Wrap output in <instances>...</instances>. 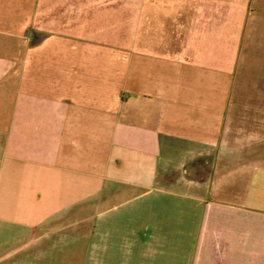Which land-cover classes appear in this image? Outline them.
Listing matches in <instances>:
<instances>
[{
    "label": "crops",
    "instance_id": "0c3cea01",
    "mask_svg": "<svg viewBox=\"0 0 264 264\" xmlns=\"http://www.w3.org/2000/svg\"><path fill=\"white\" fill-rule=\"evenodd\" d=\"M109 1L0 0V264H264V0Z\"/></svg>",
    "mask_w": 264,
    "mask_h": 264
},
{
    "label": "rangeland",
    "instance_id": "374dc122",
    "mask_svg": "<svg viewBox=\"0 0 264 264\" xmlns=\"http://www.w3.org/2000/svg\"><path fill=\"white\" fill-rule=\"evenodd\" d=\"M169 1V0H168ZM183 0H174V1H169L168 6H173L175 5H180ZM110 5L114 7L116 10L114 11V14L109 16L110 19L114 20L113 23V30L115 33V38L119 40L123 39H131L132 42H135L137 44V40L139 38L140 34V28L141 24L142 25V31L145 35V31L148 30L150 31L152 36L155 34V30H158V33L161 36H164L166 34V37H169L172 27L175 25L171 24V21L169 20L168 17L170 16H164L161 14H155V8L158 6H161L160 2H157L156 0H110ZM172 2V3H171ZM185 2V0H184ZM213 2V1H212ZM214 4V3H213ZM212 4V5H213ZM246 5V3L244 2ZM249 5V3H248ZM232 9L235 7L233 5ZM238 3L237 6L238 7ZM127 9L129 10L128 13L125 12V15L123 14V10ZM143 8V9H142ZM246 9L245 7H243ZM147 10V15L145 13H141V11ZM235 13L233 10L229 12L228 14V23H233V20L235 18ZM238 13V12H237ZM239 14H237L238 16ZM187 16L181 15L180 18H184L185 24H187ZM213 17V15L211 16ZM243 17V18H242ZM239 16V18L243 21L245 19V15ZM143 21V23L141 22ZM230 23V24H231ZM184 24V25H185ZM173 25V26H172ZM226 28V27H225ZM185 31V26L184 29ZM179 32L180 36L183 35V32ZM165 32V33H164ZM154 38V37H152ZM170 42V41H168ZM170 44V43H168ZM171 46V45H170ZM169 45H167L164 50H168L171 48ZM177 47V46H176ZM175 48V47H174ZM121 207V206H120ZM123 208V206H122ZM121 208V210H122ZM107 208H100L101 211H104L103 213H106ZM104 214V215H106ZM87 219V218H86ZM85 219L83 223V244H82V254L78 256H71V255H49V254H36V256L33 258L34 262L33 264H122V258L123 256H113V255H108L105 253H100V254H94L91 253L92 251V243H95V240L90 238V231H91V223L90 221H87ZM99 246H106L105 240H99ZM12 248V247H11ZM44 248L41 249H45ZM10 249V248H9ZM13 255H7V254H2V263L1 264H7L9 258H11Z\"/></svg>",
    "mask_w": 264,
    "mask_h": 264
}]
</instances>
